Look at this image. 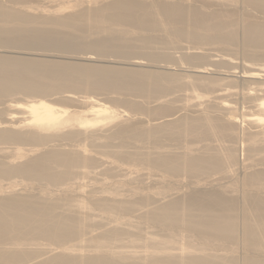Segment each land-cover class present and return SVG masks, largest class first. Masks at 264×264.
<instances>
[{
	"label": "bare ground",
	"instance_id": "bare-ground-1",
	"mask_svg": "<svg viewBox=\"0 0 264 264\" xmlns=\"http://www.w3.org/2000/svg\"><path fill=\"white\" fill-rule=\"evenodd\" d=\"M22 1L0 0V48L129 66L0 53V102L24 95L0 109V264H264V81L252 86L264 75V19L224 6L240 0ZM241 1L264 15V0ZM241 18L243 74L231 57L227 73L209 74V48H236ZM182 41L195 48L178 55L188 68L154 65ZM175 94L184 102L170 112ZM142 168L158 172L154 187Z\"/></svg>",
	"mask_w": 264,
	"mask_h": 264
},
{
	"label": "rangeland",
	"instance_id": "rangeland-1",
	"mask_svg": "<svg viewBox=\"0 0 264 264\" xmlns=\"http://www.w3.org/2000/svg\"><path fill=\"white\" fill-rule=\"evenodd\" d=\"M1 1H3V2L6 1V2H7V0H1ZM21 1H22V0H21ZM24 1L26 2V0H23L22 3H24ZM58 1H59V0H57V1H55V2H54V1H51V0H49V1H48V0H36V1H35V0H27L26 3H24V4L21 3V4H22V5H25V4H26V5H30V4H31V5H33V6H39V4H40V6H43V7L48 6L49 8L60 7L61 4H63V6H64L65 3L69 4L68 2H65L64 0H63V1L60 0L61 4H60V6H58V4L60 3V2H58ZM8 2H10V1H8ZM62 2H63V3H62ZM64 2H65V3H64ZM216 2H217V3H216ZM220 2H221V1H220ZM225 2H226V1H223L222 3L225 4ZM237 2H238V3H237ZM239 2H240V3H241V2L244 3V1H241V0H240V1H236V2L234 3L233 6H232V5L229 6V4H231V3L228 2V3H229V4H228V3L226 2V4H225L224 6H225V7L228 6L229 8H234V7H235L238 11L241 10V13H242V14H243V13H246V14L249 13L250 16H246V14H244L247 18H248V17H251V18H254V19H255V18H257V19H258V18L264 19V18H262V16L264 17V15H263L262 13H260V12L257 11V10H253V12H254V15H253V12H252V11L249 12L250 8H249V10H248V8H247L246 5L244 6L242 3L239 4ZM10 3L13 4L12 1H11ZM10 3H9V4H10ZM28 3H29V4H28ZM33 3H34V4H33ZM48 3H49V4H48ZM53 3H54V4H53ZM55 3H56V4L58 3L57 6H55V5H56ZM7 4H8V3H7ZM21 4H19V5H21ZM51 4H52V5H51ZM67 4H66V6H67ZM219 4H220V5H219ZM219 4H218V0L213 1V5H214V7H217V6L220 7V6H222L221 3H219ZM235 4H236V5H235ZM244 4H245V3H244ZM26 5H25V6H26ZM53 5H54V6H53ZM240 5H241V6H240ZM66 6H65V7H66ZM239 6H240V7H239ZM242 6H243V7H242ZM48 7H47V8H48ZM61 7H62V6H61ZM241 8H242V9H241ZM246 8H247V9H246ZM68 9H69V8H68ZM244 9H245V11H246V10H248V11H247V12H244ZM242 11H243V12H242ZM251 13H252V14H251ZM255 13H256V14H255ZM261 14H262V15H261ZM259 15H260V16H259ZM257 16H258V17H257ZM246 17L244 18L245 20H246ZM238 18H239V17H238ZM241 19H242V18H241ZM244 19H242V21L239 20L238 36H239V38H240V41L242 40V35H243V33H244V30L242 29V28H243V25H244L243 22H246ZM243 20H244V21H243ZM240 22H241V23H240ZM242 31H243V33H242ZM240 33H241V34H240ZM184 42H185V43H184ZM186 42H187V43H186ZM183 43H184V45H183ZM241 43H243V40H242V42H239V44L236 46V48L233 47V49H231V50H224V49H221V48H218V47L215 49L214 46L211 47V46H209V45H208V46L205 45V46H207L205 49H207V48H209V47L212 48V49L209 48L210 50L207 49V50H209L210 55H212V56H211L212 58H209V60H208V61H209V64H207L208 66H210V67L207 66V67H208V70L210 69V70L208 71L209 74H210V72H211V75L215 76V75H218L217 73H219V72H223V73L226 72V73H227V72H228L227 70L229 69L228 67H229L230 65H229V64H226V62H225L223 59H224V58L227 59V58L231 57L232 60L234 61L233 64L236 66L234 69H231V70H232V71H235V70H236V75H237V76H238V75L241 76V74H243L242 71L244 70V64L246 63V62L244 61V59L246 60V57H245V55L243 54L245 50H244V47L242 48V45H243V44L241 45ZM185 45H186V46H185ZM191 45H192V47H191ZM180 46H181L180 49H179V48H176V49H175V47H178V46L172 47V48H171L172 52H171L170 48H168V49H169V52H171L172 54L174 53L173 55H174V57H175V58L171 59V62L169 63V65H168L166 62H164V61H160V62H158V64H154V65H158V66L161 65V66H160L161 68L164 67V66H171V67L175 68V70L177 69V71H179V72H180L181 70H183L184 68H186V67L188 66V63L184 62V60H181V59L183 58V57H181V56H182V53H183L185 50H187V52H192V50H195V48L193 49L194 44L191 43V42H190V44H189V41H182V43H181ZM183 46L185 47V49H184ZM205 46H203V47H205ZM182 47H183V48H182ZM186 47L189 48L190 50L187 49ZM213 48H214V49H213ZM239 48H240V49H239ZM166 49H167V48H166ZM168 49H167V51H168ZM161 50L166 51L165 48H162ZM180 50H181V51H180ZM182 50H183V52H182ZM213 50H215V51H213ZM221 50H222V51H221ZM237 50H238V52H237ZM197 51H198V49H197ZM218 51H219V52H218ZM227 51H229V52L227 53ZM179 52H180V53H179ZM185 52H186V51H185ZM185 52H184V53H185ZM231 52H232V53H231ZM0 53H2V54H3V53H4V54H10V55H17V56H22V57L25 56V57H30V58L38 57V58H43V59H55V60H65V61H67V60L70 61V60H71V61H73V62H76L77 64H81V63H93V64H102V65H107V64H108V65H115V66H119V67H128V66H129V65H126V64H127L126 62H123V61H125L123 58L121 59V58H117V57H115V56H108V58H107V56H105L106 58H105V57H102V58H101L100 56H96V54H93V53H92V54L88 53V54H87L88 56L85 55L84 53H82L81 56L83 57V59H80V58H82V57H81L79 54H78V55H79V56H78V55H76V54H74V53H73V54H72V53H69V54L66 53V54H65V53H61V52L58 53V52H56V51H55V52H54V51H53V52H52V51H44V50H41V51L38 50V51H37V50H31V49H30V50H28V49H27V50H26V49L23 50V49H15V48H0ZM238 53H239V54H238ZM70 54H72V55H70ZM83 54H84V55H83ZM53 55H56V57H54ZM62 55H63V56H62ZM178 55H179V57H181V59L178 57ZM230 55H231V56H230ZM57 56H58V57H57ZM70 56H71V57H70ZM75 57H78V59H76ZM87 57H90L91 60H89V59H88V60L85 59V58H87ZM93 57H94V58H93ZM96 57H97V58H96ZM113 57H115V59H114ZM177 57H178L180 60H178ZM218 57H219V58H218ZM222 57H223V58H222ZM243 57H244V58H243ZM104 58H105V60H104ZM213 58H214V60H213ZM236 58H237V59H236ZM95 59H96V60H95ZM98 59H99V60H98ZM110 59H111V60H110ZM117 59H118L119 61H118ZM120 59H121V60H120ZM211 59H212L213 61H212ZM100 60H101V61H100ZM106 60H107V61H106ZM108 60H109V61H108ZM114 60H115V61H114ZM116 60H117V61H116ZM137 60H138V59H137ZM140 60H144V61H142V62H145V63L148 62V63H147L148 65L151 64V65H149V66H152V65H153V63H150L149 60H146V59H140ZM126 61H127V60H126ZM220 61H221V62H220ZM223 61H224V62H223ZM235 61H236V62H235ZM238 61H239V62H238ZM114 62H115V63H114ZM122 62H123V64H122ZM182 62H184V64H182ZM213 62H214V63H213ZM244 62H245V63H244ZM145 63H143V68H146V69H147V68H151V69H152V67L147 66ZM177 63H178V64H181L182 66H180V65L178 66ZM185 63H186V64H185ZM206 63H207V62H206ZM211 63H212V64H211ZM217 63H218L219 65H218ZM222 63H223V65H222ZM243 63H244V64H243ZM172 64H173V65H172ZM213 64H214V65H213ZM216 64H217L218 66H217ZM145 65H146V66H145ZM176 65H177V66H176ZM184 65H185V66H184ZM219 66H220V67H219ZM181 67H182L183 69H181ZM216 67H217V68H216ZM237 67H238V68H237ZM245 67H246V65H245ZM153 68H154V67H153ZM187 68H188V67H187ZM179 69H180V70H179ZM237 70H238V71H237ZM212 73H213V74H212ZM263 76H264V75L260 76V77H261L260 79H259V78L254 79V82H253V81H250V80H249L250 82H249V81L247 82V80L244 81V80H243L242 78H240V77H236V78H237V79L239 78L238 80H239L240 83H239V82H238V83L240 84V87L242 88L243 86H244V87H248L249 85H252V84H253L252 86H255V85H256V84H255V83H256V82H255L256 80H257V82H263V81H264V77H263ZM258 80H260V81H258ZM242 81H244V83H243ZM246 82H247L248 84H247ZM251 82H253V83L251 84ZM242 84H243V85H242ZM241 85H242V86H241ZM245 85H246V86H245ZM179 92H180V95H181V91L176 92V94H178ZM173 93H175V91H173ZM79 94H81V95H78V94H77V95H78V96H83V94L86 95V94H89V93H87V92L84 93V90H80V93H79ZM171 94H172V93H170L168 96H170ZM176 94H175L176 97H174L176 101L173 100L174 102L177 103V104L175 103L176 105H173L174 103L172 104L171 102H170V103H171V104H170L168 101H167L168 103H166V102H165V103H162V101H164L165 99H167V98L169 99V98H170V97H167V95L163 96V97H167V98H163V97H162L164 100L159 99V100L161 101L160 104L162 103V105H163V104H170V105H172L171 107L174 108L175 110L172 111V108H171L170 112H175V111H177V110L179 109V107H180V104L183 105V103H181V102H184V101H181V100H183L182 97L180 98V96H178V95H176ZM182 94H183V93H182ZM16 95H17V96H16ZM16 95L8 96V97L5 98L4 100H2V101L0 102V107H1L0 109H1V110L3 109V110L5 111V110L7 109L6 106H8V104L11 103L12 100H14V99H15V100H17V99H18V100H19V99L22 100V99L24 98V95H22V94H16ZM95 95H98V97L103 98L104 100H107L108 103L110 104L111 99L108 98V95H109V94L106 95L107 97H106L105 95H101V94H95ZM123 95H124V94H123ZM126 95L129 96V94H126ZM126 95H125L124 97H127V98L132 97L133 99L135 98V100H137V101L140 99L141 103H143V102H144V103H149L148 106H147V104H146L145 106H146V107H150V108H152L153 106L156 105L154 102H157V98H155L154 100L152 99L153 101H151V100L149 101V99H148V102H146V101H147V100H146L147 98H144V99H145V100H144L143 97H142V98H141L140 96L137 97V95L135 96L134 94H132V95H134V96L130 95L129 97L126 96ZM18 96H19V97H18ZM109 96H110V95H109ZM111 96H112V94H111ZM113 96H116V95L113 94ZM172 96H174V94L171 95V99H169V101L173 99ZM104 97H105V98H104ZM132 98H130V99H132ZM138 98H139V99H138ZM178 98H180V99H178ZM168 99H167V100H168ZM155 100H156V101H155ZM159 100H158V101H159ZM140 101H139V102H140ZM165 101H166V100H165ZM5 102H7L8 104H6ZM241 102H242V100H241ZM108 103H107V104H108ZM111 103H112V102H111ZM144 103H143V104H144ZM150 103H151L152 105H153V104H155V105L151 106ZM70 104H71V103H70ZM158 104H159V103H158ZM158 104H157V106H159ZM241 105L243 106L242 103L239 104V106H241ZM174 106H176L177 108L174 107ZM118 107H119V106H118ZM120 109H121V110H125L124 107H120ZM163 112H164V111H163ZM168 112H169V111L164 112V113H168ZM133 113H134V112H133ZM133 115H135V114H133ZM138 115H139V114L137 113V116H138ZM146 115H147V114H143V117H142V113H141L140 116H138V117L135 116V118H136V120H140V119H137V118H140V117L143 118V119H145V120H146V119H147V120H150L151 117H150V116H146ZM0 116H3V115H1V113H0ZM144 116H146L147 118L144 117ZM0 119H1V117H0ZM2 119H3V118H2ZM2 119H1V120H2ZM244 123H245V122H244ZM244 123H242V122L240 121V132H241V133H243V131H242L243 128H246V127H243V125H244V126H248L246 123H245V124H244ZM241 128H242V130H241ZM241 133H240V134H241ZM239 140H240V139H239ZM239 140H238V141H239ZM238 141H237V146H238V148H237V149H238L237 152H238L239 164H240V165L238 164V165L234 166V170H233V172L235 171V172H234L235 174H234V173H232V174H234L236 177H239V176L241 177L242 172H244V170H243V161H244V160H243V159L246 158L245 156H246L247 153H246V154L244 153V149L246 148V146L244 147L245 144H244V143H241V142H243V141H241V140H240V142H238ZM76 143H77V142H76ZM166 143H169V141H166ZM172 148H173L174 150H176V151H177L178 149H180V147H179V148L177 147V148H178V149H177L175 146L172 147ZM175 148H176V149H175ZM173 149H171V150H173ZM179 151H180V150H179ZM245 152H246V149H245ZM244 155H245V156H244ZM1 156H2V154H0V157H1ZM243 156H244V157H243ZM100 167H102V166H100ZM100 167H99V168H100ZM104 167H105V166H104ZM100 169H102V168H100ZM144 169H145V168H142L141 170L143 171ZM147 170H148V169L146 168V169H145V172H146ZM149 171H151V172H149ZM143 172H144V171H143ZM143 172H140V180H141V182L143 181L144 184H146V186H152V187H154V186L156 185L155 183L157 182V180H154V179H156V178L158 179V174H156V173H158V172H156V171H155V172H154V171L152 172V170H148V171H147L149 174H148L147 172H146L147 174H146L145 172H144V173H143ZM237 172H238V173H237ZM153 173H154V174H153ZM144 174H145V175H144ZM151 174H152V175H151ZM236 174H237V175H236ZM155 176H156V177H155ZM181 176H182V177H181ZM181 176H180V177H181V180L183 179V180L186 182V183H184L183 180L180 181V183H181V185H182V187H183V185L186 186V184H188L191 180L189 179L188 176H185V175H184L185 177H183V175H181ZM217 176H218V177H217ZM145 177H146V178H145ZM186 177H187L188 179H187ZM211 177H212V176H211ZM211 177H205L204 180H206V181L208 182V179H207V178H209V181H210V180H211V179H210ZM240 177H239V178H240ZM119 178H120V176H119ZM159 178H160V177H159ZM185 178H186V180H185ZM214 178H215V179L220 178L221 181H222V179H223V178H221V176H219V174H218V175L216 174ZM214 178H212V179H214ZM239 178H237V179H239ZM86 179H87V178H86ZM84 180H85V179H84ZM146 180H147V181H146ZM187 180H188V181H187ZM202 180H203V179H202ZM204 180H203L202 183L206 184L205 186H207V187L211 186V184H217L216 181H212V180H211L210 182H208V183H209V184H208L207 182H204ZM225 180H226V181H227V180L229 181L230 179H229V178L226 179V178L224 177L223 181L225 182ZM239 180H240V179H239ZM86 181H87V180H86ZM7 182H8V181H7ZM211 182H212V183H211ZM224 182H223V183H224ZM5 183H6V180H5ZM148 183H149V184H148ZM182 183H184V184H182ZM225 183H226V182H225ZM147 184H148V185H147ZM204 184H200V185H204ZM207 184H208V185H207ZM181 185H180V186H181ZM184 188H186V187H184ZM145 229H146V227L144 228V231H147V230H145ZM241 252H242V251L240 250V253H241Z\"/></svg>",
	"mask_w": 264,
	"mask_h": 264
}]
</instances>
